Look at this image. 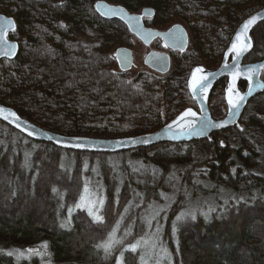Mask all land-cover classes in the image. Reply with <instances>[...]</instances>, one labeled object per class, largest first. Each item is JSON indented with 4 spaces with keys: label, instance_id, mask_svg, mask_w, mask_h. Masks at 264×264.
Returning a JSON list of instances; mask_svg holds the SVG:
<instances>
[{
    "label": "trees",
    "instance_id": "16d2710c",
    "mask_svg": "<svg viewBox=\"0 0 264 264\" xmlns=\"http://www.w3.org/2000/svg\"><path fill=\"white\" fill-rule=\"evenodd\" d=\"M96 1L0 0L18 43L14 58L0 60L1 104L60 134L154 131L196 108L191 68L217 67L238 25L264 7V0H105L133 12L151 7L144 22L159 30L181 21L189 28L183 52L156 46L170 54L168 72L143 64L131 75L114 52L135 36L99 16ZM250 35L243 62L264 57V20ZM226 85L222 77L210 93L214 118L226 113ZM87 181L104 201L100 221L77 207ZM189 211L195 219H176ZM108 242L107 253L97 247ZM40 245L50 264H264V90L238 125L111 153L60 148L0 121V264H34L37 257L17 252Z\"/></svg>",
    "mask_w": 264,
    "mask_h": 264
},
{
    "label": "water",
    "instance_id": "95a60500",
    "mask_svg": "<svg viewBox=\"0 0 264 264\" xmlns=\"http://www.w3.org/2000/svg\"><path fill=\"white\" fill-rule=\"evenodd\" d=\"M94 8L99 16L105 19H118L123 22L127 26L129 32L147 47L157 38L161 40L162 46L165 49H170L172 51L183 52L188 46L189 31L181 23H173L165 30H159L145 24L144 19L153 16L154 11L151 7L146 6L138 12H133L129 11L121 4L97 0L94 4ZM0 16L13 21L12 25L7 24L6 21H0V26H2L0 27V31H3V41L0 42V60L2 58L12 59L17 54L18 43L9 37V33L15 29L16 22L11 15L0 12ZM253 17L256 19L245 29L243 27L244 24L252 20ZM263 20L264 7L248 15L238 25L223 54L221 63L217 67L207 69L202 65H194L191 68L187 78V88L192 100L195 102L196 108L192 106L183 108L168 122L154 131L134 136L115 138L60 134L33 124L21 117L13 108L1 103L0 121L5 122L31 139L50 142L57 147L75 151L111 153L140 146H150L160 142H188L206 138L214 131L238 125L248 100L264 90V78L261 77V74L264 73V57L253 62H243L244 57L253 48L250 35L251 31ZM173 35L177 37V39H173ZM233 44L237 46L236 50H231ZM249 44L251 46L246 47ZM12 45L16 47L13 48ZM245 48L246 50L237 56V51ZM114 56L120 71H127L135 67L134 55L131 48L119 46L115 49ZM143 64L161 74H165L170 69V55L165 51L148 49L143 56ZM197 68H201L203 71L197 72ZM209 73L213 74L209 76V87L201 89V77L208 76ZM222 77H227V85L224 89L226 113L221 118H214L209 107V97L215 83ZM239 80L246 82V86L242 90L238 88ZM241 97L243 99H241ZM230 100L231 103H229ZM189 108L197 113L196 117H187L182 124L174 125V130L187 124L189 120L195 119L199 121L201 117H206L214 124L220 126L207 129L203 136H177L173 138L172 134L165 130L166 126L171 124L173 120H176L177 117ZM13 113H15V115H13ZM18 124L20 127H17ZM30 132L33 134L29 135ZM49 137L52 139H49ZM144 139H148L149 143H142ZM132 141L136 142L132 143Z\"/></svg>",
    "mask_w": 264,
    "mask_h": 264
},
{
    "label": "snow or ice",
    "instance_id": "6c2138e0",
    "mask_svg": "<svg viewBox=\"0 0 264 264\" xmlns=\"http://www.w3.org/2000/svg\"><path fill=\"white\" fill-rule=\"evenodd\" d=\"M256 18L253 17L252 20H249L247 21L245 24H244V28L247 29L249 27V25L255 20ZM0 21H6L7 24H10L12 25L13 24V21L11 20H7L5 17H2L0 16ZM14 26V25H13ZM2 27V26H0ZM173 39H177V37H175L174 35L172 36ZM3 41V31H0V42ZM251 45H247L246 47H250ZM13 48H15L16 46L15 45H12ZM236 45L233 44L232 45V49L231 50H236ZM230 50V51H231ZM245 49H240L237 51V56H239L243 51H245ZM197 72H201L203 71V69L201 68H197L196 69ZM213 75L212 73H209L208 76H204V77H201V83H200V87L201 89H204V88H207L209 87V76ZM231 90V89H230ZM241 99H243L241 97ZM229 103H231V100L229 101ZM13 115H15V113H13ZM197 113L196 112H193L191 108L187 109L185 112H183L179 117H177L176 120H173L171 124H168L166 126V131L170 132L172 134V137L175 138L177 136H203L205 135V132L207 129L209 128H212V127H219L220 125H217V124H214L211 120L207 119L206 117H201V119L199 121L195 120V119H192V120H189L187 124L183 125L182 127H179L177 129L174 130V125H180L182 124V122L189 116L191 117H196ZM17 127H20V125L18 124ZM33 133H29V135H32ZM49 139H52L51 137H49ZM136 141H132V143H135ZM142 143L144 144H147L149 143V140L148 139H144L142 141ZM221 144H223V141H221ZM233 171H235V169H233ZM83 199V198H82ZM101 204L104 203L103 200L100 201ZM85 205L84 204H80L78 205V207H84ZM215 209L214 208H209V211H214ZM88 213L89 215H95V213L93 212V208L92 206H89L88 207ZM191 216L192 219H195V215L194 213L192 212H182L180 214V216H177L176 219L179 221V220H182L185 216ZM205 217H207L208 213H204ZM95 219L97 221H100L103 219V217L101 216H98V215H95ZM66 225L65 224H61V227H65ZM176 230V226L174 225L173 226V231ZM112 246V243L111 242H108L106 244H102V245H97V247H103L105 252L107 253L109 251V249L111 248ZM119 264V262H118Z\"/></svg>",
    "mask_w": 264,
    "mask_h": 264
},
{
    "label": "rangeland",
    "instance_id": "374dc122",
    "mask_svg": "<svg viewBox=\"0 0 264 264\" xmlns=\"http://www.w3.org/2000/svg\"><path fill=\"white\" fill-rule=\"evenodd\" d=\"M178 23H181L182 25H184L189 31V28L187 26L186 21H181ZM189 33H190V31H189ZM155 45H156V40H154L150 44V46L147 47V46L143 45V43H141L136 37H134L133 45L129 48H131V50L133 51L135 67L131 68L127 71H124V72H130L131 75H134V73L138 72L141 69V67L143 66V56H144L145 52L148 49H155L156 50V48L154 47ZM157 50H161V49L157 48ZM101 200H102V196L100 194H98L96 191H94L91 184L87 181L85 183L84 190L78 199L77 207L80 204H84L85 205L84 207H79V208H83V209L87 210V212H88V207L92 206L93 212L95 213V215L99 216L98 210H99V207L101 205V203H100ZM95 215H92V216L95 218ZM17 253L21 257H28V258L37 257L38 260L34 264H50L47 260L43 259V257H44V255H43L44 254V245L36 246V247H33L31 249H27V250L18 251Z\"/></svg>",
    "mask_w": 264,
    "mask_h": 264
},
{
    "label": "flooded vegetation",
    "instance_id": "af4514ba",
    "mask_svg": "<svg viewBox=\"0 0 264 264\" xmlns=\"http://www.w3.org/2000/svg\"><path fill=\"white\" fill-rule=\"evenodd\" d=\"M189 38H190V33H189ZM154 40H156V45L154 46L155 48H156V46L158 45V44H160L161 46H162V43H161V40L160 39H154ZM153 40V41H154ZM152 41V42H153ZM162 48H164L163 46H162ZM165 49V48H164ZM156 50H157V48H156ZM168 50H170V49H168ZM160 51H164V50H160ZM172 51V50H171ZM165 52H167V51H165ZM177 52H179V51H177ZM170 55V54H169ZM246 83V82H245Z\"/></svg>",
    "mask_w": 264,
    "mask_h": 264
}]
</instances>
